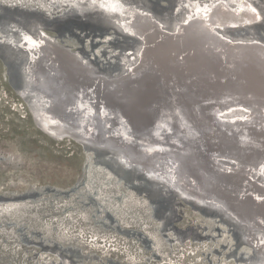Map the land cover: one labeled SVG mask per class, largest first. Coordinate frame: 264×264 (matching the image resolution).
Instances as JSON below:
<instances>
[{
  "label": "bare ground",
  "instance_id": "1",
  "mask_svg": "<svg viewBox=\"0 0 264 264\" xmlns=\"http://www.w3.org/2000/svg\"><path fill=\"white\" fill-rule=\"evenodd\" d=\"M175 1L183 16L161 32L158 18L138 6L101 0L121 13L116 22L137 38L124 54H137L136 61L110 77L112 63L103 67L94 48L79 52L60 44L48 26L35 36L26 33L17 43L27 78L23 90L36 104V123L52 137L79 133L109 152L122 150L127 163L167 177L187 196L219 203L217 211L229 209L244 227L245 248L261 252L257 264H264V40L235 33L264 22V11L250 0ZM88 2L65 0L56 8ZM20 20H12L9 35H16ZM226 109L244 113L224 115ZM126 132L154 143L137 145L121 138ZM242 192L249 199L232 202Z\"/></svg>",
  "mask_w": 264,
  "mask_h": 264
},
{
  "label": "rangeland",
  "instance_id": "2",
  "mask_svg": "<svg viewBox=\"0 0 264 264\" xmlns=\"http://www.w3.org/2000/svg\"><path fill=\"white\" fill-rule=\"evenodd\" d=\"M61 1L0 0V264H257L263 254L245 248L244 228L213 204L107 149L72 135L56 139L36 123L17 46L26 33L48 26L60 44L79 52L94 48L103 67L112 63L105 77L136 61L137 54L124 55L137 38L116 22L120 12L101 0L56 8ZM116 1L157 17L161 32L183 16L175 0ZM250 1L264 11V0ZM21 18L16 35H9L12 20ZM249 26L235 33L263 42L264 22ZM234 112L244 113H222Z\"/></svg>",
  "mask_w": 264,
  "mask_h": 264
},
{
  "label": "water",
  "instance_id": "3",
  "mask_svg": "<svg viewBox=\"0 0 264 264\" xmlns=\"http://www.w3.org/2000/svg\"><path fill=\"white\" fill-rule=\"evenodd\" d=\"M112 12V11H111ZM251 85V84H250ZM252 86H254V85H252ZM133 113V112H132ZM176 127H173V129H172V131L170 132V134L171 135H173V134H175L176 132ZM181 134H182V132H181ZM184 134V133H183ZM53 135V134H52ZM64 135H72L74 138H76L77 140H79V141H81V142H83V143H85L87 146H90V147H99V148H104V149H107V148H109V146H106V145H104V144H100V143H93V142H91L90 140H88L87 138H85V137H83L81 134H79V133H71V134H64ZM176 137V139L177 140H181L182 139V137H179V136H175ZM121 138H126V139H130V140H133L135 143H137V145H141V146H146V147H148L149 145H151V144H153L152 142H149V141H139L138 139H135V137L133 136V134L132 133H128V132H126V133H123L122 135H121ZM89 142H90V144H89ZM148 145V146H147ZM111 153H113V154H115L117 157H118V160L120 161V162H122V163H125V164H127V165H131V166H134V167H136V168H139V169H143V170H145L144 168H143V166L142 165H140V164H137V163H127L126 162V159H125V157H123L122 156V153H123V151L122 150H116V149H111ZM214 169V168H213ZM215 170V169H214ZM241 196H240V198H238V196H239V194H237V195H234V199H232V202H237L239 199H244V200H248L249 199V197H250V195H249V193L248 192H242V194H240ZM198 196H200V195H198ZM197 197V196H196ZM199 199H202V198H199ZM202 201L203 202H205V203H207V204H212V202H213V207L214 208H216V209H220V208H218L219 207V203H217V202H215V201H213V200H208V199H202ZM222 205V204H221ZM218 206V207H217ZM224 211H227L228 212V214L230 215V216H233V217H235L236 218V220L237 221H239L240 222V220L233 214V213H230V211H229V209H227L226 207H224V210H222L221 212L223 213ZM229 215H226V216H228L229 217ZM241 223V222H240ZM241 227H243V225H242V223H241ZM244 228V227H243Z\"/></svg>",
  "mask_w": 264,
  "mask_h": 264
}]
</instances>
